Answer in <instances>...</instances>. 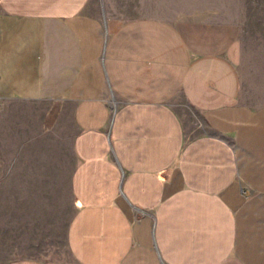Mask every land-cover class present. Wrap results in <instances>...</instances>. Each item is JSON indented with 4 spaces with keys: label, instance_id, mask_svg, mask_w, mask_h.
Listing matches in <instances>:
<instances>
[{
    "label": "crops",
    "instance_id": "crops-1",
    "mask_svg": "<svg viewBox=\"0 0 264 264\" xmlns=\"http://www.w3.org/2000/svg\"><path fill=\"white\" fill-rule=\"evenodd\" d=\"M168 2L0 0V264H264V75Z\"/></svg>",
    "mask_w": 264,
    "mask_h": 264
},
{
    "label": "rangeland",
    "instance_id": "rangeland-1",
    "mask_svg": "<svg viewBox=\"0 0 264 264\" xmlns=\"http://www.w3.org/2000/svg\"><path fill=\"white\" fill-rule=\"evenodd\" d=\"M169 9L200 17L237 21L242 26L245 62L264 75V0H168Z\"/></svg>",
    "mask_w": 264,
    "mask_h": 264
}]
</instances>
